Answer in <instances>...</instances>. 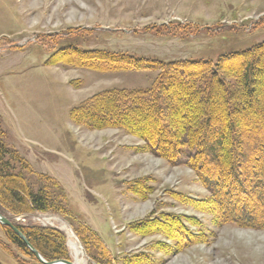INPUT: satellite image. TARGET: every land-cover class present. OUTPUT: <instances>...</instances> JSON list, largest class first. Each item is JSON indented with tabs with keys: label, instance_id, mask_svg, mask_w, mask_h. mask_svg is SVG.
Returning a JSON list of instances; mask_svg holds the SVG:
<instances>
[{
	"label": "rangeland",
	"instance_id": "rangeland-1",
	"mask_svg": "<svg viewBox=\"0 0 264 264\" xmlns=\"http://www.w3.org/2000/svg\"><path fill=\"white\" fill-rule=\"evenodd\" d=\"M263 39L264 0H0V139L29 165L31 173L23 174L30 186L38 187V174L53 179V193L68 211L14 221L63 232L66 260H74L73 241L81 250L78 264H95L75 233L89 235L84 227L100 237L114 264L141 251L153 264H264V229L215 224L210 214L170 197L172 190L208 198L192 169L139 151L142 140L122 129H88L70 119L71 108L99 92L148 89L159 71L101 72L52 62L67 47L215 62ZM140 178H150L153 188L145 200L127 190ZM151 212L180 215L206 238L171 254L152 249L155 241L171 242L128 227ZM0 242L10 250L0 247L1 264H36L1 227Z\"/></svg>",
	"mask_w": 264,
	"mask_h": 264
},
{
	"label": "trees",
	"instance_id": "trees-1",
	"mask_svg": "<svg viewBox=\"0 0 264 264\" xmlns=\"http://www.w3.org/2000/svg\"><path fill=\"white\" fill-rule=\"evenodd\" d=\"M52 58L55 63L101 72L159 71L148 89L99 92L71 108L70 119L88 129H122L142 140L139 151L192 169L208 191V198L194 200L172 190L168 194L210 214L215 224L264 229V39L248 49L221 55L215 62H163L68 47L57 50ZM258 131L263 135L257 134ZM24 171L32 170L0 139V213L16 225L45 260L66 259L63 232L14 221L17 217L39 214L62 217L68 214L61 199L53 193L57 185L51 177L38 174V187L33 188ZM149 179L133 181L127 190L145 200L153 190ZM153 214L128 227L142 237L159 234L168 239L171 243L155 241L150 247L164 254L183 250L206 236L190 230L180 215L161 212L153 217ZM0 227L22 254L42 264L9 227ZM83 230L89 235L78 230L75 233L88 258L95 264H114L100 237L87 227ZM0 247L10 253L1 242ZM152 258L150 253L141 251L125 257L123 263L153 264Z\"/></svg>",
	"mask_w": 264,
	"mask_h": 264
},
{
	"label": "water",
	"instance_id": "water-1",
	"mask_svg": "<svg viewBox=\"0 0 264 264\" xmlns=\"http://www.w3.org/2000/svg\"><path fill=\"white\" fill-rule=\"evenodd\" d=\"M0 225L9 227L24 243V245L28 248V250L35 256V258L41 262L42 264H76L73 261H69L66 259H60L56 261H47L42 255L30 244V242L26 239V237L22 234V232L14 225V223L8 219L6 216L0 213Z\"/></svg>",
	"mask_w": 264,
	"mask_h": 264
},
{
	"label": "bare ground",
	"instance_id": "bare-ground-1",
	"mask_svg": "<svg viewBox=\"0 0 264 264\" xmlns=\"http://www.w3.org/2000/svg\"><path fill=\"white\" fill-rule=\"evenodd\" d=\"M69 245H70V248H71L72 256L74 258V262L76 264H78L79 256L81 254V250L77 247L76 243L73 242V241H70Z\"/></svg>",
	"mask_w": 264,
	"mask_h": 264
}]
</instances>
